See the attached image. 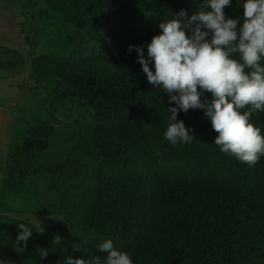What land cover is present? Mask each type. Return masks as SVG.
<instances>
[{
    "label": "trees",
    "instance_id": "trees-1",
    "mask_svg": "<svg viewBox=\"0 0 264 264\" xmlns=\"http://www.w3.org/2000/svg\"><path fill=\"white\" fill-rule=\"evenodd\" d=\"M45 2L77 31L67 56L33 61L31 80L38 87L62 82L66 89L55 101L79 100L95 110L93 131L75 148L97 164L76 214L67 219L65 242L41 234L30 221L2 215L0 250L14 264H63L69 256L105 264L98 245L112 240L133 264H264V156L250 166L222 153L201 109L177 116L192 130L191 143L167 141V108L177 105L148 83L135 50L128 52L130 45H143L146 57L162 22L182 9L190 18L204 0ZM245 2L230 0L227 17L242 18ZM250 122L264 135V112ZM52 131L49 124L37 130L23 146L25 155L48 151ZM21 223L32 235L18 252L24 247L16 244Z\"/></svg>",
    "mask_w": 264,
    "mask_h": 264
},
{
    "label": "rangeland",
    "instance_id": "rangeland-1",
    "mask_svg": "<svg viewBox=\"0 0 264 264\" xmlns=\"http://www.w3.org/2000/svg\"><path fill=\"white\" fill-rule=\"evenodd\" d=\"M75 31L45 0H0V216L30 221L55 242L67 240V219L97 164L75 148L93 131L95 110L79 100L55 101L66 85L36 86L32 63L67 56ZM48 124L49 150L25 155V142ZM0 264L14 263L0 250Z\"/></svg>",
    "mask_w": 264,
    "mask_h": 264
},
{
    "label": "clouds",
    "instance_id": "clouds-1",
    "mask_svg": "<svg viewBox=\"0 0 264 264\" xmlns=\"http://www.w3.org/2000/svg\"><path fill=\"white\" fill-rule=\"evenodd\" d=\"M229 5L230 0H204L190 18L182 9L178 18L159 25L161 34L147 44L146 57L143 45H130L128 52L135 50L148 83L166 92L169 104L177 105L167 108L171 113L164 133L167 141L191 143L192 130L177 116L180 111L201 109L217 133L214 143L220 151L252 166L264 156V135L250 122L254 114L264 112V0H246L242 18H228L224 8ZM18 227L16 244L23 241L24 247L16 250L22 252L32 231L23 223ZM98 249L107 254L105 264H133L112 240ZM38 251L42 259L47 257L44 248ZM63 264H100V260L69 256Z\"/></svg>",
    "mask_w": 264,
    "mask_h": 264
}]
</instances>
